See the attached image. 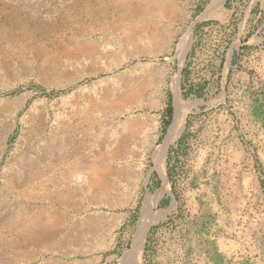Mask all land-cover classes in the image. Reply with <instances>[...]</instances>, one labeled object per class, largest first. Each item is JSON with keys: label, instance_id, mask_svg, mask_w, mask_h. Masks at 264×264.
Returning <instances> with one entry per match:
<instances>
[{"label": "rangeland", "instance_id": "374dc122", "mask_svg": "<svg viewBox=\"0 0 264 264\" xmlns=\"http://www.w3.org/2000/svg\"><path fill=\"white\" fill-rule=\"evenodd\" d=\"M216 1L0 0V264H264V0ZM74 139L102 189L60 175Z\"/></svg>", "mask_w": 264, "mask_h": 264}, {"label": "bare ground", "instance_id": "6f19581e", "mask_svg": "<svg viewBox=\"0 0 264 264\" xmlns=\"http://www.w3.org/2000/svg\"><path fill=\"white\" fill-rule=\"evenodd\" d=\"M225 0H218L216 2L213 3V5L211 6V10L215 9L216 7H220L222 6V4L224 3ZM210 10V11H211ZM218 10V9H217ZM216 10V11H217ZM209 11V12H210ZM213 14V13H212ZM219 14V13H218ZM217 15V14H216ZM193 30V28H191V31ZM191 38V33L188 34L185 38H183V40L181 41L180 45L178 46V49H177V57H179L182 61L184 60V57L186 55V51H187V46H188V40ZM173 90L175 91V96H176V99H175V108H176V113H175V118H174V121H173V124L169 130V134L166 138V140L164 141L163 145L159 147V149L156 151L155 155H154V162L156 164V168L158 171L161 172V175H163V178H164V181L167 182V178L165 176V171H164V162H165V156H166V153L168 151V148L170 147V145L176 141V139L179 137L182 129H183V123H184V120H185V117L186 115L193 111V109L195 108V106L198 104V102L196 101H190L188 103L184 102L180 96V93H179V87H178V80L175 81V85L173 87ZM114 101H111V102H108L105 104H101L99 107L95 108L93 107L91 111H93L94 113H101L102 111H104V108H107L110 107L111 105L110 104H113ZM111 109V107H110ZM105 112V111H104ZM88 114V113H87ZM104 114V113H103ZM86 116V115H85ZM88 116V115H87ZM91 117V116H90ZM89 118V117H88ZM93 118V117H92ZM91 118V119H92ZM86 119V117H85ZM84 120V118L82 119ZM86 121V120H85ZM89 121V120H88ZM93 122V121H92ZM88 123V122H86ZM80 122L78 121L77 124H74L72 127H71V132H77L78 129L80 128ZM96 124V123H95ZM94 124V125H95ZM85 125V124H84ZM82 129V128H81ZM69 132V136H73L72 133ZM76 135V134H74ZM132 136V132L131 133H128L127 136H124L121 141L122 143H125V142H128L130 139H131ZM58 138V137H57ZM83 138V137H82ZM73 139V138H72ZM70 140V139H69ZM72 141V140H71ZM83 142V141H82ZM65 144V143H64ZM84 144V143H83ZM107 145V144H106ZM54 146V145H53ZM120 146L121 148L125 147L124 144H120L118 145ZM58 148V147H57ZM120 148V150H121ZM119 149V148H117ZM116 149V150H117ZM66 153L68 154V163H66L65 167L60 166L59 165V168H61V170L63 169V173H59L60 175H79L77 176V178H80L82 179V182L84 183H87L88 181V184H89V187H92V188H96L97 190H100L102 189V180L99 179V176L100 175V172L102 171V163H100V161L97 160L96 161H93V162H89L87 161V159H85L86 157H84V153H85V150H86V147L82 146V144H80L78 142V140L74 139L72 142L68 141V146L66 147ZM101 151V150H100ZM113 152V151H112ZM117 152V151H116ZM101 153V152H99ZM42 156V155H41ZM47 156V155H46ZM96 156V155H95ZM102 156V155H101ZM48 157V156H47ZM97 157V156H96ZM110 157V156H109ZM112 157V155H111ZM27 159V158H26ZM44 159V156L42 158H36V162L37 164H39L41 162V160ZM106 159V158H105ZM90 160V159H89ZM51 161V160H50ZM103 161H105L103 159ZM106 162V161H105ZM35 163V162H34ZM34 163H33V166H34ZM48 163V162H47ZM101 164V165H100ZM50 166V164H48ZM106 166V165H105ZM38 167V166H37ZM60 172V171H59ZM102 173V172H101ZM55 177H56V174H54ZM105 175V174H104ZM58 177V176H57ZM90 177H93L90 179ZM63 178V177H62ZM61 179V178H60ZM71 179V178H69ZM78 180V179H77ZM84 180V181H83ZM71 181V180H70ZM65 182V181H64ZM62 183V182H61ZM19 184V183H18ZM54 185V184H53ZM60 185V184H59ZM66 185V184H65ZM84 185V184H83ZM42 186V185H41ZM55 186V185H54ZM87 186V185H86ZM101 186V187H100ZM40 188V187H38ZM43 189V187H41ZM12 189V188H11ZM50 189V188H49ZM105 189V188H104ZM18 190V189H17ZM39 190V189H38ZM42 191V190H41ZM45 191V190H44ZM50 191V190H49ZM57 191V190H56ZM67 191V190H66ZM104 191V190H103ZM51 192V191H50ZM102 192V191H101ZM37 193V192H36ZM42 193V192H41ZM48 193V192H47ZM55 193V192H54ZM60 193V192H59ZM63 192L61 191V194L58 195L59 199H60V202L67 205V207L71 206L73 207L72 205L74 204L75 205V202L77 200H81L80 196L78 194H76L74 191L73 193H66V194H62ZM58 194V192H57ZM8 196V195H7ZM38 200V199H37ZM41 200V199H40ZM46 201V200H45ZM158 200L156 201H147L146 202V205H145V211H144V218H143V221H142V227L140 229V236H143L146 229L150 226L151 223L154 222V220H157V219H153L152 217H148L147 215V211H150L152 206L157 203ZM44 202V201H43ZM50 202V201H49ZM77 204H79L77 202ZM3 206V205H2ZM17 206V205H16ZM76 209V208H75ZM19 210V209H18ZM3 211V210H2ZM49 211V210H48ZM54 212V211H53ZM64 213V212H63ZM32 215V214H31ZM48 214H46L47 216ZM21 216V215H20ZM23 216V215H22ZM27 217V216H26ZM64 217V216H63ZM66 217V216H65ZM24 217H22L23 219ZM29 219L27 220L28 222L32 223L36 217L33 216V217H28ZM41 218V216H40ZM44 218V217H43ZM44 221V220H43ZM66 221V220H65ZM21 222V221H20ZM61 222V221H60ZM93 228V227H92ZM64 229V228H63ZM36 232V231H34ZM56 233V232H55ZM50 232H44L42 234V238H43V241H48V240H52V236L51 239H50ZM61 237V236H60ZM64 237V235H63ZM65 238L67 239V235H65ZM58 240V239H57ZM56 240V241H57ZM59 241V240H58ZM50 242V241H49ZM55 242V241H53ZM25 243H28V242H25ZM31 243V242H30ZM39 243V242H38ZM37 243V244H38ZM41 243V242H40ZM57 244V243H56ZM75 244V243H74ZM26 246V245H24ZM37 247V246H36ZM29 248V247H28ZM19 249V248H18ZM31 249V248H30ZM33 249V248H32ZM48 249V248H47ZM140 248H138L137 246V243L135 242V246H134V254L132 255V257H127V259H124L121 264H134L136 261H139L138 258H140ZM29 250V249H28ZM10 253V252H9ZM29 258V257H28ZM25 262V261H24ZM28 262V261H27ZM17 263V262H16Z\"/></svg>", "mask_w": 264, "mask_h": 264}, {"label": "trees", "instance_id": "16d2710c", "mask_svg": "<svg viewBox=\"0 0 264 264\" xmlns=\"http://www.w3.org/2000/svg\"><path fill=\"white\" fill-rule=\"evenodd\" d=\"M200 90H202V89L200 88ZM200 90L198 89V91H196V92L199 93V95H200V93H201ZM194 91H195L194 86H192L191 89H189V92H194ZM167 116H168L169 120H170V119L172 118V116H173V109H172L171 106L168 107V109H167Z\"/></svg>", "mask_w": 264, "mask_h": 264}, {"label": "water", "instance_id": "95a60500", "mask_svg": "<svg viewBox=\"0 0 264 264\" xmlns=\"http://www.w3.org/2000/svg\"><path fill=\"white\" fill-rule=\"evenodd\" d=\"M226 1V0H225ZM193 27H194V25H193ZM151 173H152V171H151ZM124 256H125V254H124ZM124 256H123V258H124Z\"/></svg>", "mask_w": 264, "mask_h": 264}]
</instances>
